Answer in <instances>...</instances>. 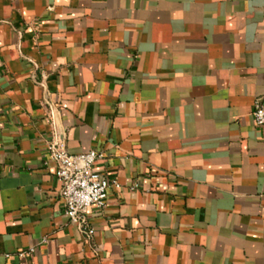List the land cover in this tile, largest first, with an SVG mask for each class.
<instances>
[{
  "label": "crops",
  "instance_id": "1",
  "mask_svg": "<svg viewBox=\"0 0 264 264\" xmlns=\"http://www.w3.org/2000/svg\"><path fill=\"white\" fill-rule=\"evenodd\" d=\"M257 98L264 0H0V264H264ZM53 141L121 184L91 239Z\"/></svg>",
  "mask_w": 264,
  "mask_h": 264
},
{
  "label": "built area",
  "instance_id": "2",
  "mask_svg": "<svg viewBox=\"0 0 264 264\" xmlns=\"http://www.w3.org/2000/svg\"><path fill=\"white\" fill-rule=\"evenodd\" d=\"M255 123L264 126V103L255 99L252 111ZM50 158L57 166L56 175L61 182V196L65 202L66 214L70 221L78 225L91 239L94 229L89 218V209L105 208L109 189L120 188L121 184L115 177L107 176L95 168L96 162L104 154L97 150L81 153H70L65 142L53 141L48 145ZM135 184L132 189L136 188ZM35 248L23 250L21 256L32 255Z\"/></svg>",
  "mask_w": 264,
  "mask_h": 264
}]
</instances>
